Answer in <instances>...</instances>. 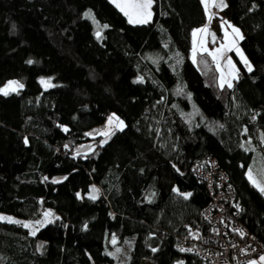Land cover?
Wrapping results in <instances>:
<instances>
[{
    "label": "trees",
    "instance_id": "trees-1",
    "mask_svg": "<svg viewBox=\"0 0 264 264\" xmlns=\"http://www.w3.org/2000/svg\"><path fill=\"white\" fill-rule=\"evenodd\" d=\"M151 7L130 23L112 0H0V89L23 85L0 91V212L59 214L35 232L0 220V264H120L113 240L132 242L124 264H209L177 248L211 229L194 168L208 155L264 239V192L248 177L264 167V0H227L215 16L243 33L231 88L208 53L193 60L202 0ZM111 113L123 128L101 142L89 131Z\"/></svg>",
    "mask_w": 264,
    "mask_h": 264
},
{
    "label": "built area",
    "instance_id": "built-area-1",
    "mask_svg": "<svg viewBox=\"0 0 264 264\" xmlns=\"http://www.w3.org/2000/svg\"><path fill=\"white\" fill-rule=\"evenodd\" d=\"M194 168L211 194V203L204 211L211 229L194 234L177 248L197 253L209 264H249L253 258L264 256V239L240 218L242 208L235 201L236 191L225 171L209 155Z\"/></svg>",
    "mask_w": 264,
    "mask_h": 264
},
{
    "label": "rangeland",
    "instance_id": "rangeland-1",
    "mask_svg": "<svg viewBox=\"0 0 264 264\" xmlns=\"http://www.w3.org/2000/svg\"><path fill=\"white\" fill-rule=\"evenodd\" d=\"M112 1L115 3L116 6L117 5H124L127 2V0H112ZM202 2L204 4L205 8L207 9V13H208V15L210 17V20H209V22L206 25H204L203 27H201L199 29V30L206 29V31H199V33L198 32H194L195 35H194V41H193L192 55H193L194 51H195V54H196L195 58L197 57V54L208 53L210 55L212 61L214 62V65H215L217 63L213 59V55L211 53V49L214 48V46L220 44V42L222 41V32H221V38L217 39V43L215 45H213L212 47H210L209 41L210 40H212V41L215 40L217 38V36L219 35L218 34L219 28H216L217 27L216 26L217 25V21L224 20V19H220V18H217L215 16L216 15H220V16L222 15V12L225 9L224 6L227 5V0H202ZM118 8L121 10L120 7H118ZM150 11L152 13V7L150 8ZM122 12L125 14L124 11H122ZM126 17L129 20V16L126 15ZM151 18H152V15H151ZM151 18L149 19V21L151 20ZM222 25L225 28V24L222 23ZM207 33H208V35L206 36ZM228 40H230L229 37H228ZM229 42H227V43H229ZM231 51H236V50L234 48ZM231 51H229L230 54H231ZM220 53H222V50H220ZM239 54H240V56L242 54L241 57H243V61H245V56L243 55L241 50L239 51ZM215 66L217 68V65H215ZM233 68L236 71V74L234 72V74H233L234 76H230L229 77V81L230 82L233 81V79L237 76V73H238V67H237L236 63H235V66L233 65ZM220 70H222V73H223V70H227V68L223 67V68H220ZM217 71H218V77H219L218 68H217ZM229 72H228V75L231 74ZM13 81L18 82L19 84H21V82L16 80V79H9L2 85L1 89H7L9 84H10V82H13ZM218 81H219V84L221 85V81L222 80H220L218 78ZM223 85H227V83L223 84ZM11 91L12 90H8V92H11ZM109 118H118L119 121H121L120 118L115 113H111L107 117L106 121L102 125L94 127V128H92L89 131L93 137L94 136L96 137V136L100 135V137H102L101 142L104 141L106 138H108L110 136V134L114 130L120 128V127L117 126L118 122L115 119H113V123L112 124H109ZM105 132H107L108 135H102V133H105ZM17 134L18 133L16 131L13 132V147L14 148L17 146V137H18ZM93 143L95 144L96 142H93ZM88 145H90V144H88ZM249 171H251L252 176L257 181V183L261 187H264V167L262 166L260 158H257L255 160L254 164L248 170V177H249ZM251 182H252V180H251ZM254 185H256V184H254ZM258 188H260V187H258ZM88 194L90 196H93V197L96 196L97 195L96 188L93 186ZM45 213H51V215L46 217ZM0 217L8 218V219H0L2 221H16V222L19 221V222H22L25 226L27 225L26 227L28 228V230L30 232H35L39 227L47 224L48 222H51L52 220H54L57 217H59V214H58V212H56L52 208H46L44 210V212H43L42 217L40 219H37V220L23 219V218L15 216V215L3 213V212H0ZM131 248H132V242H130L129 244L127 243V244H124V245H121V246H117V244H115V240H113V249H112L111 252L118 258L120 264H124L125 262H127L128 258H129ZM144 264H147V263H144Z\"/></svg>",
    "mask_w": 264,
    "mask_h": 264
},
{
    "label": "snow or ice",
    "instance_id": "snow-or-ice-1",
    "mask_svg": "<svg viewBox=\"0 0 264 264\" xmlns=\"http://www.w3.org/2000/svg\"><path fill=\"white\" fill-rule=\"evenodd\" d=\"M152 5V0H127V2L124 5H117L118 7L121 8V11L125 12V15L129 16V22L130 23H147L149 21V19L151 18V8ZM226 6V5H225ZM199 31H206V29H201ZM233 33L236 34V36H238L240 39H243V36L240 34L239 29L237 28H233ZM99 37V33L97 34ZM193 35H195V33H193ZM237 52L239 53V49H237ZM195 51L193 52V60H195ZM242 56V54H241ZM243 59V57H242ZM245 63L247 64V61L245 60ZM249 71H251V67L249 66ZM226 81H221V86H223V84ZM42 83H49L46 81H42ZM227 86L229 88L232 87L231 82H227ZM23 85L19 84L18 82H10L9 86L7 89H0V91H3L5 95L8 94V90H12L15 91L18 88H22ZM113 119H115L118 123L117 126L121 128H123V121H119L118 118H109V124L113 123ZM102 135H108L107 132L102 133ZM249 179L252 180V182L254 184H256L257 187H260V191L264 192V187H261L257 181L253 178L251 171H249ZM93 199H95V197H92ZM51 213H45V216L48 217L50 216ZM0 219H8V218H4V217H0ZM11 222H16V221H11ZM27 226V225H26ZM183 250V249H182ZM261 260L264 261V257H261ZM249 264H256L255 261L249 262Z\"/></svg>",
    "mask_w": 264,
    "mask_h": 264
},
{
    "label": "crops",
    "instance_id": "crops-1",
    "mask_svg": "<svg viewBox=\"0 0 264 264\" xmlns=\"http://www.w3.org/2000/svg\"><path fill=\"white\" fill-rule=\"evenodd\" d=\"M226 6H224V8H226ZM222 23L225 24V28L222 25ZM216 26H217L216 28H221V30H222V41L220 42V44L214 46V48L211 49V53L213 55L214 61L217 63L215 65H217V68L219 70V79L226 81L224 83V84H226L227 82H229V77L234 76L233 75L234 72L236 74V71L233 68V65L235 66V61H234L233 57L231 56V54L229 53V51H231L234 48H235L236 52H237V49H239V51H240L239 42L241 39L238 36H236L235 33H233V28L239 29L240 34L242 36H243V33H242V30L238 26L233 25L231 23H227L225 20L217 21ZM199 29L195 30L194 32L199 33ZM207 35H208V33L206 34V36ZM228 37L230 38V40H228ZM193 41H194V35H193ZM227 42H229V43H227ZM220 50H222V53H220ZM237 54H239V53L237 52ZM239 56H240V54H239ZM223 67L224 68L226 67L227 70H223V73H222V70H220V68H223ZM228 72L231 74L228 75ZM261 257H264V256L255 257L252 260H250L249 262L255 261L256 264H264V261L261 260Z\"/></svg>",
    "mask_w": 264,
    "mask_h": 264
},
{
    "label": "water",
    "instance_id": "water-1",
    "mask_svg": "<svg viewBox=\"0 0 264 264\" xmlns=\"http://www.w3.org/2000/svg\"><path fill=\"white\" fill-rule=\"evenodd\" d=\"M259 139H260V141L262 142V144H264V134H263V132L260 130L259 131ZM89 147L88 146H86V147H82L81 149H80V151H84V150H87Z\"/></svg>",
    "mask_w": 264,
    "mask_h": 264
}]
</instances>
